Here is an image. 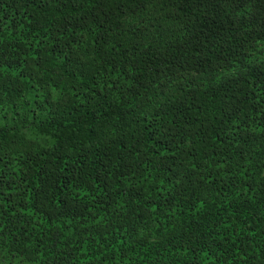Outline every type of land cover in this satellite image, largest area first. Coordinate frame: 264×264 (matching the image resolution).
<instances>
[{"label": "trees", "instance_id": "obj_1", "mask_svg": "<svg viewBox=\"0 0 264 264\" xmlns=\"http://www.w3.org/2000/svg\"><path fill=\"white\" fill-rule=\"evenodd\" d=\"M0 264H264V0H0Z\"/></svg>", "mask_w": 264, "mask_h": 264}]
</instances>
